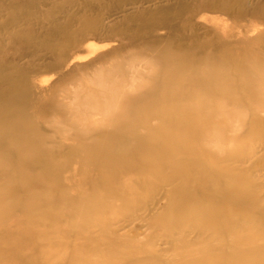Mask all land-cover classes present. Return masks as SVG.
<instances>
[{
	"label": "bare ground",
	"instance_id": "1",
	"mask_svg": "<svg viewBox=\"0 0 264 264\" xmlns=\"http://www.w3.org/2000/svg\"><path fill=\"white\" fill-rule=\"evenodd\" d=\"M246 54H233L230 61L212 53L201 61L187 51L156 50L146 59L152 73L135 71L130 80L136 85L133 93L125 88L128 80L121 65L101 69L93 78L96 86L76 97L72 113L79 124L66 115L62 118L77 128L71 138L77 146L70 151L81 154L66 172L84 175L90 188L76 206L68 201L71 211L65 214L59 208L67 202L62 191L55 200L45 188L26 197L19 194L25 181L51 184L45 177L50 173L19 165L24 158L36 165L31 156L48 151L47 137L30 119L0 115L7 118H0V228L7 226L8 232L0 236V264H264V185L256 186L249 174L233 166L252 156L255 139L257 144L264 140V119L257 112L264 109V54ZM136 77L140 83L135 84ZM95 110L106 115L102 126L117 130L136 123L139 128L128 132L127 144L114 150L106 141L108 149L100 142L83 145L79 141L91 135L92 128L82 124L79 130L78 125ZM4 127L8 131L3 135ZM230 130L235 132L230 135ZM157 184L171 187L166 210L152 221L175 237V258H151L117 239L104 244L106 251L76 247L80 241L100 243L89 236L96 215L106 213L108 225L117 211L135 210ZM67 214L75 221L71 231L60 227ZM9 218L11 223L5 225ZM190 232L197 235L192 242ZM69 233L68 245L61 246L57 239ZM17 243L39 249L40 254L27 257L17 251Z\"/></svg>",
	"mask_w": 264,
	"mask_h": 264
},
{
	"label": "rangeland",
	"instance_id": "2",
	"mask_svg": "<svg viewBox=\"0 0 264 264\" xmlns=\"http://www.w3.org/2000/svg\"><path fill=\"white\" fill-rule=\"evenodd\" d=\"M162 48L187 51L193 60L201 61L212 53L225 60L244 50L249 57L263 55L264 0H0V115L30 119L29 123L36 126V131L47 137L45 144H48L47 152L34 155L35 159L31 156L35 162L32 164L36 165L32 167V159L25 158L23 161L27 163L20 161L22 164L19 165L30 172L50 173L45 177L51 184L25 181L24 188H18L21 196L45 188L52 192L49 198L55 200L63 192L67 202L59 208L65 214L71 208L68 201L69 205L76 206L80 197L88 194L90 188L83 182L84 175L71 176L66 172L81 154L78 150H73L75 155L70 151L77 146L71 139L77 128L65 123L63 115L79 124L72 113L77 108L76 97H84L96 86L93 78L101 69L121 65L128 80L125 88L130 93L135 92L136 85H130L135 71L150 75L153 69L146 59ZM140 82L141 79L136 77L135 84ZM257 112L264 119V109ZM106 119V115L95 110L93 115L80 121L79 130L83 128L82 124L91 127L95 139L87 134L91 137L84 136L79 143L100 142L114 150L118 145L127 144L128 132L139 128L136 123L128 129L117 130L113 126H102ZM244 128L241 131H245ZM3 129L4 135L8 130ZM234 132L230 130L229 134ZM255 141L252 156L233 166L249 174L256 186H262L264 140L258 139L259 144L257 139ZM105 143L111 144L106 146ZM90 154L95 156V150H90ZM43 155L46 158L41 157ZM40 165L46 167V172L41 171ZM170 187L155 185L144 194L135 210L117 211L108 225L104 224L106 213L96 215L89 236L100 239V243L99 240L93 243L80 241L76 247L94 253L106 251L104 244L117 239L136 245L151 258L153 255L175 258L174 248L178 246L175 237L165 234L152 221L166 210V193ZM25 189L27 192L23 191ZM72 213L73 216L76 214L75 211ZM74 217L65 215L60 227L71 231L75 225ZM11 221L9 218L3 223L8 225ZM6 229L7 226L0 228V236L8 234ZM70 234L67 238L57 239L61 246L68 245ZM196 236L190 232L189 241H194ZM15 247L27 257L40 254L39 249L28 245L25 248L17 243Z\"/></svg>",
	"mask_w": 264,
	"mask_h": 264
}]
</instances>
